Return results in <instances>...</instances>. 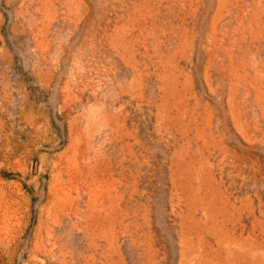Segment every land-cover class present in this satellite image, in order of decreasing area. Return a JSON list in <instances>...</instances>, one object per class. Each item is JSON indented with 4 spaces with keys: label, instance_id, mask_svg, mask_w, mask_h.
<instances>
[{
    "label": "rangeland",
    "instance_id": "1",
    "mask_svg": "<svg viewBox=\"0 0 264 264\" xmlns=\"http://www.w3.org/2000/svg\"><path fill=\"white\" fill-rule=\"evenodd\" d=\"M0 264H264V0H0Z\"/></svg>",
    "mask_w": 264,
    "mask_h": 264
}]
</instances>
